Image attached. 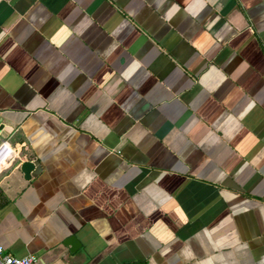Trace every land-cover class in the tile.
Segmentation results:
<instances>
[{
    "label": "crops",
    "instance_id": "crops-1",
    "mask_svg": "<svg viewBox=\"0 0 264 264\" xmlns=\"http://www.w3.org/2000/svg\"><path fill=\"white\" fill-rule=\"evenodd\" d=\"M0 129L4 254L264 264V0H0Z\"/></svg>",
    "mask_w": 264,
    "mask_h": 264
},
{
    "label": "built area",
    "instance_id": "built-area-1",
    "mask_svg": "<svg viewBox=\"0 0 264 264\" xmlns=\"http://www.w3.org/2000/svg\"><path fill=\"white\" fill-rule=\"evenodd\" d=\"M16 153L8 140L0 141V179L2 174L9 170L15 163ZM38 258L35 255H29L24 258H15L4 254L0 246V264H37Z\"/></svg>",
    "mask_w": 264,
    "mask_h": 264
},
{
    "label": "water",
    "instance_id": "water-1",
    "mask_svg": "<svg viewBox=\"0 0 264 264\" xmlns=\"http://www.w3.org/2000/svg\"><path fill=\"white\" fill-rule=\"evenodd\" d=\"M1 130V129H0ZM35 165L31 162H24L21 164L20 166V170L24 175V178L26 180L30 179V175L32 173V171L34 170ZM65 245L70 246V252H74L76 249V247L78 246L75 237H69L68 239H66L65 241ZM132 264H146V263H132Z\"/></svg>",
    "mask_w": 264,
    "mask_h": 264
}]
</instances>
